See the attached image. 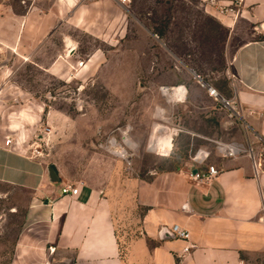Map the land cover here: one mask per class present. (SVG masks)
Segmentation results:
<instances>
[{"label":"crops","instance_id":"0c3cea01","mask_svg":"<svg viewBox=\"0 0 264 264\" xmlns=\"http://www.w3.org/2000/svg\"><path fill=\"white\" fill-rule=\"evenodd\" d=\"M0 1V68H9L1 61L9 54L16 61L46 57L42 47L58 37L60 48L49 55L47 64H37L59 76L72 72L70 65L76 58L82 61L78 40L62 26L113 44L128 32L125 12L138 15L136 9L117 0ZM10 1L30 6L19 12ZM183 1L203 5L208 14L234 32L247 27V38L230 63L235 75L233 99L245 123L264 141V0ZM215 1L238 2V15L218 14ZM103 59L104 52L95 50L82 61L79 75L96 69ZM7 80L4 83L8 84ZM6 90H1L3 99L24 95L16 89L13 93ZM193 102L173 104L182 110L190 108L188 112L193 114L196 108L201 109ZM158 107L164 109L165 117L170 116L160 103L146 109L139 124H129L135 149L144 144L152 120L154 127ZM176 125L183 130L174 135L172 167L159 164L144 170L143 175L126 174V169L136 170L138 163L134 164L133 158L132 167H128L116 157L107 181H78L22 149L20 140L30 131L22 130L19 122L7 124L0 131V196L7 195L3 187L29 194L19 203L28 208V218L9 264H264V163L253 145L232 142L244 151L223 156L216 140ZM8 138L13 139L12 145L7 144ZM198 149L209 151L206 162L193 159ZM184 151L190 153L188 158L180 156ZM210 164L219 170L216 177L207 181L192 175L207 172ZM65 185L79 187L78 194L63 193ZM126 222L128 232L122 234L120 228L125 229L121 225ZM133 222H138L137 226H131ZM174 224L189 231V238L175 236Z\"/></svg>","mask_w":264,"mask_h":264},{"label":"rangeland","instance_id":"374dc122","mask_svg":"<svg viewBox=\"0 0 264 264\" xmlns=\"http://www.w3.org/2000/svg\"><path fill=\"white\" fill-rule=\"evenodd\" d=\"M10 2L19 12L30 6ZM129 6L138 15L125 12L128 21L124 27L128 32L113 44L62 26V30L70 31L78 40L80 60H87L97 49L104 52L101 64L82 77L78 73L83 63L78 61L79 57L70 65L72 72L67 76L54 75L38 66V62L47 64L49 55L60 48L58 37L42 47L47 58L28 56L22 62L10 54L1 58L9 68H0V131L7 124L19 122L22 130L30 131L19 143L26 152L54 164L63 176L78 181H107L118 157L104 146L109 135L118 127H129L130 133V123L139 124L146 109L162 103L170 113L166 114L169 128L181 124L212 140L247 146L250 143L264 163V141L248 127L239 111L233 114L209 97L197 77L201 76L224 97L233 99L230 63L236 48L247 38L244 36L247 27L234 32L197 2L134 0ZM214 6L218 14L233 18L239 10L236 1L228 4L215 1ZM5 78L8 84L4 83ZM177 85H185L186 100L192 99L201 109L196 108L192 114L188 112L190 108L178 109L168 102L161 86ZM2 89H8L9 93L16 89L24 95L3 99ZM158 110L164 112L162 107ZM152 128L153 120L144 144L135 149L134 164L139 166L134 171L126 169V174L143 175L153 165L168 168L174 165L172 152L161 155L155 151L157 148L149 146ZM199 142L214 144L206 139ZM189 155L184 151L180 156ZM2 190L7 195L0 196V264H9L28 218V208L19 203L27 200L29 194L11 187ZM135 223L131 226H137L138 222ZM127 225L128 222L122 223L125 227L120 228L122 234L128 232Z\"/></svg>","mask_w":264,"mask_h":264},{"label":"built area","instance_id":"2783aa9c","mask_svg":"<svg viewBox=\"0 0 264 264\" xmlns=\"http://www.w3.org/2000/svg\"><path fill=\"white\" fill-rule=\"evenodd\" d=\"M121 5L123 6H127L130 4V2L132 0H117ZM239 13V10H238ZM235 14V15H238ZM233 77H235L234 74H232ZM197 77L199 78V81L201 83V85L206 88V90L208 91L209 95L212 96L215 100L219 101L224 107H226L227 109H229V111L233 114H237L238 108H237V104L236 101L234 99H230V98H226L224 97L217 88H215L213 85L209 84L207 81H205L201 76L197 75ZM184 86L186 88L185 85H177V86H161V92L164 96H166L164 93L165 91H171V92H178L179 90H181L180 88ZM186 93L179 96H176L175 99L172 100V102H182L186 100V96H187V88H186ZM167 97V96H166ZM169 99V98H168ZM169 118L165 117V118H161L155 115V122H162L163 124H165L166 126H168L166 123L168 122ZM154 122V124H155ZM169 127V126H168ZM173 129H175L174 135H176L178 132H180L181 130H183V127L180 125H176V127H173ZM129 133V127L126 128H121L118 127L111 135H109L106 144L104 145L106 147V149L115 154L116 156L122 158L126 163L128 167H132L133 164V158H134V154H135V148L133 146H131L130 143V138L128 136ZM174 135L172 138V143H173V139H174ZM151 137V135H150ZM150 139V138H149ZM7 144L12 145L13 144V139L12 138H8L7 139ZM103 146V145H102ZM216 147L217 150L219 151V153L223 156H237L239 154H241L244 149L234 143H223L220 141H217L216 143ZM172 152V149H170L168 151V154L165 155H170ZM159 153V152H158ZM161 155H164L162 153H159ZM210 157V153L209 151L205 150V149H198V151L193 155V159L195 161H200V162H206ZM219 174V170L217 169V167L215 165L210 164L208 166V171L205 173H195L192 174L195 178L200 179V180H211L212 178L216 177ZM63 193L65 194H71V195H77L79 192V187H73L70 185H65L62 188ZM185 207H187V205H185ZM172 231L175 234V236L183 238V239H188L190 234L189 231H187L186 229L180 227L177 224H174L172 226Z\"/></svg>","mask_w":264,"mask_h":264},{"label":"bare ground","instance_id":"6f19581e","mask_svg":"<svg viewBox=\"0 0 264 264\" xmlns=\"http://www.w3.org/2000/svg\"><path fill=\"white\" fill-rule=\"evenodd\" d=\"M178 92H171V91H165V95L169 98V100L175 99L176 96L185 94L184 86L180 88ZM156 116L165 118L164 112L161 110L156 111ZM175 129L169 128L162 122H155L153 132L151 134V137L149 139V146L155 147L158 150H155L162 154H168V151L173 148L172 138L174 135Z\"/></svg>","mask_w":264,"mask_h":264},{"label":"water","instance_id":"95a60500","mask_svg":"<svg viewBox=\"0 0 264 264\" xmlns=\"http://www.w3.org/2000/svg\"><path fill=\"white\" fill-rule=\"evenodd\" d=\"M53 169H54L55 171H57L55 165H53Z\"/></svg>","mask_w":264,"mask_h":264}]
</instances>
